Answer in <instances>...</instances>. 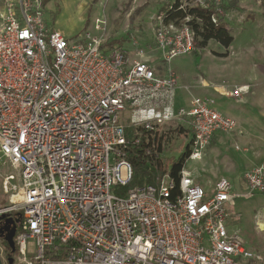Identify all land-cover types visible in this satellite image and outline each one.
Returning <instances> with one entry per match:
<instances>
[{"label":"built area","instance_id":"1","mask_svg":"<svg viewBox=\"0 0 264 264\" xmlns=\"http://www.w3.org/2000/svg\"><path fill=\"white\" fill-rule=\"evenodd\" d=\"M45 1L0 0V158L14 169L3 179L10 201L0 215L22 219L16 264H243L241 258H254L243 237L228 229L236 198L228 178L207 189L184 169L179 183L165 174L156 186L119 192L134 175L127 126L154 133L179 121L192 130L193 159L238 126L189 85L188 102L177 105L179 77L169 64L195 49L190 18L166 22L160 15L151 52L170 68L159 73L156 64L102 48L97 37L71 40L51 28ZM245 88L230 95L240 97ZM242 181L246 197L264 193V165Z\"/></svg>","mask_w":264,"mask_h":264},{"label":"rangeland","instance_id":"2","mask_svg":"<svg viewBox=\"0 0 264 264\" xmlns=\"http://www.w3.org/2000/svg\"><path fill=\"white\" fill-rule=\"evenodd\" d=\"M176 1L47 0L45 21L71 40L89 36L97 37L102 44L111 42L135 60L156 64L159 73L171 66L179 77L177 103L188 102L190 92L185 86L189 85L194 95L214 100L218 110L237 120L233 132L220 134L198 157L189 158L185 170L207 189L222 177L233 182L236 198L228 207V229L240 234L254 254V258H241L243 264H264V193L246 197L242 181L244 173L264 165V0H239L235 9L223 13L234 37L230 47L211 40L205 48L180 55L168 66L155 56L158 52L151 50L160 11L171 8ZM229 1L221 0L224 4ZM3 12L0 4V16ZM143 51L145 55L141 56ZM241 87L246 88L240 97L230 95ZM181 125L173 121L163 126L168 132L165 153L176 158L193 136L189 132L180 138ZM12 172L14 169L0 158V209L10 201L2 185L4 177ZM122 175L127 178L125 167ZM9 249L0 238L4 264H9L12 256Z\"/></svg>","mask_w":264,"mask_h":264},{"label":"trees","instance_id":"3","mask_svg":"<svg viewBox=\"0 0 264 264\" xmlns=\"http://www.w3.org/2000/svg\"><path fill=\"white\" fill-rule=\"evenodd\" d=\"M193 1L196 2L197 0H177L171 8L162 10L159 14L165 15L166 22L190 18L188 23L196 35L195 49L192 53H196L197 49L205 48L211 40H215L227 48L230 47L234 37L232 28L225 20L223 13L235 9L239 0H230L228 4L215 0H204L203 5L198 2L192 4ZM47 3L46 0L45 4ZM183 3L187 4L182 8ZM102 48L114 49V44L104 42ZM189 132H192L190 128L181 125L179 137L188 135ZM125 134L128 140L126 155L133 164L134 175L126 187L119 189L121 194L138 187L156 186L165 174H170L179 183L182 171L185 169V164L192 151V140L187 145L186 150L176 158L175 155L165 153L168 132L163 126H159L154 133L141 127L127 126ZM137 138L140 139L138 144L135 142ZM181 146L182 142L179 148ZM9 250L11 253V249ZM13 256H17V251Z\"/></svg>","mask_w":264,"mask_h":264},{"label":"flooded vegetation","instance_id":"4","mask_svg":"<svg viewBox=\"0 0 264 264\" xmlns=\"http://www.w3.org/2000/svg\"><path fill=\"white\" fill-rule=\"evenodd\" d=\"M21 225H22V219L20 215L14 213H7L0 215V227L3 228L5 235H8V233L12 229H16V235H17Z\"/></svg>","mask_w":264,"mask_h":264},{"label":"water","instance_id":"5","mask_svg":"<svg viewBox=\"0 0 264 264\" xmlns=\"http://www.w3.org/2000/svg\"><path fill=\"white\" fill-rule=\"evenodd\" d=\"M15 236H16V229H12L8 235L4 234L3 228L0 227V238L5 240L11 249V257H9L8 262L9 264H14V257L13 254L16 252V243H15ZM0 264H4L3 259L0 254Z\"/></svg>","mask_w":264,"mask_h":264},{"label":"crops","instance_id":"6","mask_svg":"<svg viewBox=\"0 0 264 264\" xmlns=\"http://www.w3.org/2000/svg\"><path fill=\"white\" fill-rule=\"evenodd\" d=\"M178 88H179V87H178ZM177 91H178V89H177ZM177 97H178V96H177ZM187 99H188V98H187ZM184 102H185V100H184ZM177 105L181 106V105H184V103H182V102H178ZM222 113H223V112H222ZM224 114H225V113H224ZM226 115H229V114H226ZM230 116H231V115H230ZM232 117H233V116H232ZM218 137H220V135L216 136L215 139L218 138ZM244 174H245V173H244ZM244 174H243V176H244Z\"/></svg>","mask_w":264,"mask_h":264}]
</instances>
